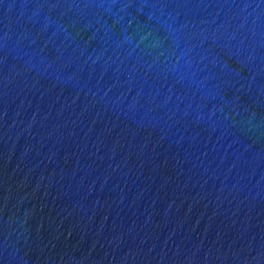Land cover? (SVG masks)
<instances>
[{
    "label": "water",
    "instance_id": "obj_1",
    "mask_svg": "<svg viewBox=\"0 0 264 264\" xmlns=\"http://www.w3.org/2000/svg\"><path fill=\"white\" fill-rule=\"evenodd\" d=\"M0 264H264V0H0Z\"/></svg>",
    "mask_w": 264,
    "mask_h": 264
}]
</instances>
